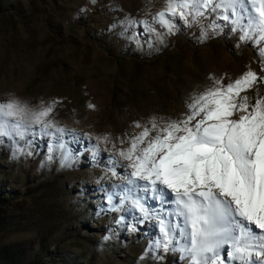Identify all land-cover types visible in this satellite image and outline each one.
Listing matches in <instances>:
<instances>
[{"label": "rangeland", "instance_id": "obj_1", "mask_svg": "<svg viewBox=\"0 0 264 264\" xmlns=\"http://www.w3.org/2000/svg\"><path fill=\"white\" fill-rule=\"evenodd\" d=\"M165 4L0 0V103L39 109L56 101L51 118L65 129L0 138V264H184L179 252L154 248L155 221L100 210L109 208L106 192L119 191L111 185L123 183L118 150L153 119L183 118L216 79L249 68L264 75V42L241 40L240 28L216 14L192 27L176 20L170 33L152 19ZM257 92L264 96V82L242 95L254 103Z\"/></svg>", "mask_w": 264, "mask_h": 264}, {"label": "snow or ice", "instance_id": "obj_2", "mask_svg": "<svg viewBox=\"0 0 264 264\" xmlns=\"http://www.w3.org/2000/svg\"><path fill=\"white\" fill-rule=\"evenodd\" d=\"M211 14L238 26L241 40L258 35L256 43L264 42V0H166L152 19L171 33L176 20L192 27ZM142 23L156 31L147 20ZM258 55L264 73V47ZM260 82L264 75L250 68L227 83L216 79L192 98L183 118L163 124L153 119L151 128L143 127L118 150L126 161L123 183L111 185L119 191L106 192L109 208L100 210L131 214L137 224L155 221L154 248L179 252L184 264H264V96L257 92L249 103L242 95ZM56 103L39 109L17 100L0 103V138L35 136L36 126L41 135L63 134L51 118ZM111 172L119 175L115 167ZM149 199L160 207L150 206Z\"/></svg>", "mask_w": 264, "mask_h": 264}]
</instances>
